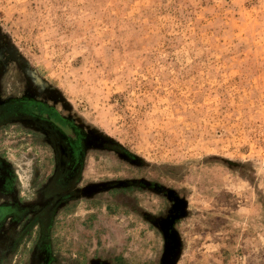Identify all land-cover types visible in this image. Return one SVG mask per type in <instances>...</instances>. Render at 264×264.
<instances>
[{
  "label": "rangeland",
  "instance_id": "374dc122",
  "mask_svg": "<svg viewBox=\"0 0 264 264\" xmlns=\"http://www.w3.org/2000/svg\"><path fill=\"white\" fill-rule=\"evenodd\" d=\"M23 99L78 163L51 186L60 143L1 125L0 264H264V0H0Z\"/></svg>",
  "mask_w": 264,
  "mask_h": 264
},
{
  "label": "flooded vegetation",
  "instance_id": "af4514ba",
  "mask_svg": "<svg viewBox=\"0 0 264 264\" xmlns=\"http://www.w3.org/2000/svg\"><path fill=\"white\" fill-rule=\"evenodd\" d=\"M14 121L20 123V126L25 130L22 131V133L26 135L37 133V131L32 128V126H34L41 129L42 132L40 134L43 135L42 137H44L47 142L49 141L53 145L55 141L60 143L64 150L63 167L57 172V175L53 176L50 184L51 186L53 185L56 188H60L61 182L63 184L68 183L69 178L73 173V169L78 163L77 153L80 137L78 130L67 120L58 117L51 109H48L39 103H34L33 101L25 99L0 104V127L7 126ZM26 122L30 125H24ZM2 168L3 165L0 164V190L4 191L9 185V179ZM4 204H0V235L1 224L5 219L14 215V213L15 215L13 217H16L15 219H17L16 209L12 207V203ZM37 214L34 215L35 218H33V221L36 220Z\"/></svg>",
  "mask_w": 264,
  "mask_h": 264
}]
</instances>
